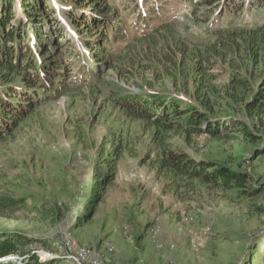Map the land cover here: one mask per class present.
I'll return each mask as SVG.
<instances>
[{"label":"rangeland","instance_id":"374dc122","mask_svg":"<svg viewBox=\"0 0 264 264\" xmlns=\"http://www.w3.org/2000/svg\"><path fill=\"white\" fill-rule=\"evenodd\" d=\"M201 1L108 0L110 13L104 17L113 21L110 32L115 26L116 31L111 41H105L101 28L84 26L80 30L61 12L73 8L74 0H52L55 6L49 4L50 8L55 9V18L63 22L64 29L63 34L56 32L57 41L73 82L71 90L37 106L15 130V136L0 144V203L13 200L10 206L0 207V234L20 232L36 238L37 242L21 250L30 249L41 262L60 257L65 264H77L65 256L64 244L72 236L90 247L94 259L102 264H264L261 143L241 132H231L223 139L178 128L158 135L146 119L119 102L123 93L140 91L167 103L176 98L203 107L195 94L200 79L197 64L196 71L193 69L195 60L184 64L183 59L181 75L173 78L165 70V42L151 47L139 43L135 60L141 74L134 81L95 56L103 54L111 62L113 56L128 50L134 36H145L149 28L140 14L154 26L174 21L175 31L182 35L179 39L185 40V49L195 57L207 43L215 42L216 29L237 27L240 31L264 24V6L257 8L252 0H225L226 4L213 6ZM19 7V17L27 20ZM246 44L237 41L232 53L226 52L229 58L213 53L206 65L218 77L215 85L227 82L232 66H248L247 73L257 76L254 84L259 81L264 73V45L258 64L246 56ZM93 86L98 88L91 91ZM217 106L206 112L220 116L224 108L230 116L235 113L252 125L246 112ZM162 141L196 159L241 168L249 177L239 187L196 180L193 189L179 188L184 194L181 198L153 163L161 153ZM120 153L116 177L105 185L110 172L107 161ZM100 193V202L90 200ZM89 212L92 216L86 219ZM185 215L194 220L184 222ZM204 225L212 226L205 246L190 249L191 233ZM153 226L160 230L156 237L150 234ZM22 258L19 252H11L0 257V264H16Z\"/></svg>","mask_w":264,"mask_h":264},{"label":"trees","instance_id":"16d2710c","mask_svg":"<svg viewBox=\"0 0 264 264\" xmlns=\"http://www.w3.org/2000/svg\"><path fill=\"white\" fill-rule=\"evenodd\" d=\"M74 1L73 8L61 12H64L68 20L76 24L80 30L84 26L91 27L92 30L101 28L104 32L103 38L109 41L110 24L113 21L104 17L110 13V8L106 6L108 0ZM252 2L257 8L264 6V0H252ZM203 3L205 6H213L216 3L226 4L225 0H203ZM19 4L22 7L21 11L26 13L27 20L19 17ZM49 4L55 6L52 0H0V144L8 137L15 136V130L20 127L21 122L31 117L37 106L55 100L54 96L71 90L72 77L69 76L67 60L56 36L58 31V34H63V22L57 21L56 11L50 8ZM86 9L91 12L87 14ZM173 22L164 23L154 28L152 33L132 40L128 50L124 54L113 56L111 62L106 60L103 54H95V56L105 61V65L125 74L127 79L137 81L135 79L141 72L138 74L139 66L135 60L136 46L145 43L151 47L165 42L162 56L165 70L170 77L176 78L181 75L183 59L184 64L191 59L195 60L193 69L196 71L197 64L196 72L200 75V79L196 80L199 85L195 94L203 107L176 98L167 103L156 95L140 91L123 93L118 96L119 102L139 118L146 119L158 135H165L176 128L188 134L208 133L216 139L230 137L231 132H241L251 136L254 141H259L261 146L258 151H264V73L254 84L256 82L254 78L257 76L252 71L247 73L248 66L245 68L232 66L227 82L224 85H215L213 82L218 77L211 74L206 65L210 63L213 53L229 58L230 54L227 55V50L232 53V47L241 40L247 43L246 56H252L259 64L261 46L264 45V24L240 31L237 27L227 30L216 29L213 31L215 42L207 43L205 45L207 48L198 51L200 53L195 57L189 53L190 49H185L188 48L187 43L179 39L182 35L175 31ZM47 26H52L53 29H48ZM217 38H221V41L218 42ZM209 41L211 42L212 39ZM68 42L70 43L69 39ZM222 45L225 48H221ZM132 50L133 53H130ZM188 72L189 70L187 74ZM187 74L186 77L189 76ZM97 88L98 86H93L91 91ZM221 99L226 101V105ZM218 102L219 106H217ZM216 106L231 107L234 112H246L252 120V125L237 118L235 113L230 116L231 113L224 108L220 111L224 115L220 114V116L206 112V110H215ZM160 152L153 163L158 173L171 181L167 186L174 185V193L181 198H184V194L179 188L193 189L196 180L212 186L230 184L239 187L245 185L249 177V173L241 168L236 169L215 161L196 159L185 150L174 149L165 141H162ZM120 156L121 153L107 161L110 172L106 175L105 185L115 179ZM101 194L91 195L90 200L100 202ZM11 204L13 200L3 201L0 207ZM91 216L92 212H89L86 219ZM35 242H37L36 238L24 233H2L0 257L11 252H19L23 258L16 264H65L60 257H52L41 262L38 254L30 249L21 250L22 247ZM188 247L190 248L189 240Z\"/></svg>","mask_w":264,"mask_h":264},{"label":"built area","instance_id":"2783aa9c","mask_svg":"<svg viewBox=\"0 0 264 264\" xmlns=\"http://www.w3.org/2000/svg\"><path fill=\"white\" fill-rule=\"evenodd\" d=\"M182 219L186 223H191L194 220V216L185 215V217ZM149 230L151 236L153 235L154 237H156V235H158L160 231L159 227L156 229L154 226L151 227ZM211 232H212L211 225H204L201 229L193 231L189 238L190 248L192 250H198L200 248H203ZM64 245L66 247V252H67L65 253V256L69 259L74 260L75 263L102 264L99 259H94V255L90 247L81 245L74 237L69 236ZM171 247H174V244H172Z\"/></svg>","mask_w":264,"mask_h":264}]
</instances>
